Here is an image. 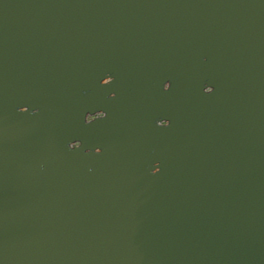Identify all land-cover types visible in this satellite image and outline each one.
Here are the masks:
<instances>
[{"label": "water", "instance_id": "obj_1", "mask_svg": "<svg viewBox=\"0 0 264 264\" xmlns=\"http://www.w3.org/2000/svg\"><path fill=\"white\" fill-rule=\"evenodd\" d=\"M0 264H264V0H0Z\"/></svg>", "mask_w": 264, "mask_h": 264}]
</instances>
